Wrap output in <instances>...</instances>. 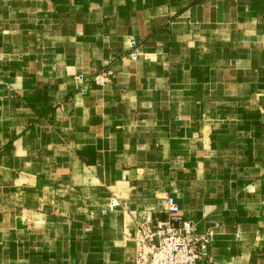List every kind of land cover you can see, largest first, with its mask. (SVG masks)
Returning <instances> with one entry per match:
<instances>
[{
  "label": "crops",
  "instance_id": "1",
  "mask_svg": "<svg viewBox=\"0 0 264 264\" xmlns=\"http://www.w3.org/2000/svg\"><path fill=\"white\" fill-rule=\"evenodd\" d=\"M167 195L264 264V0H0V264H131Z\"/></svg>",
  "mask_w": 264,
  "mask_h": 264
},
{
  "label": "built area",
  "instance_id": "2",
  "mask_svg": "<svg viewBox=\"0 0 264 264\" xmlns=\"http://www.w3.org/2000/svg\"><path fill=\"white\" fill-rule=\"evenodd\" d=\"M110 76L111 72L104 69L93 82L107 83ZM179 210L173 196L167 195L162 201L161 217L154 218L152 223L137 224L131 264H196L197 259L208 255L211 230L198 234L193 223L184 219Z\"/></svg>",
  "mask_w": 264,
  "mask_h": 264
}]
</instances>
